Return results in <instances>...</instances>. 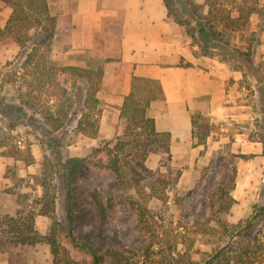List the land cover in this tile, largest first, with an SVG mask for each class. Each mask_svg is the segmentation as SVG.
I'll return each mask as SVG.
<instances>
[{"label":"rangeland","instance_id":"1","mask_svg":"<svg viewBox=\"0 0 264 264\" xmlns=\"http://www.w3.org/2000/svg\"><path fill=\"white\" fill-rule=\"evenodd\" d=\"M54 1L55 6H61L59 0ZM184 2L185 0H177L178 11L186 7ZM228 5L233 4L230 1ZM98 10L99 16L98 14L95 16L94 13L91 16L92 23L98 26H93V30L107 34L120 31L121 20H113L102 15L109 13L105 6L99 7ZM10 12L11 8L0 0V26L4 25ZM65 38L66 36H63L57 40L58 42L55 40L60 47H53L50 54V63L56 67L81 66L78 63H83V67L96 68L104 65L106 59L110 58L106 56L105 47L80 54L67 52L70 47H64L68 43ZM29 47L32 46L30 44L21 46L8 36L0 39V142L7 139L5 144L0 146V215L15 216L19 210L27 211L32 200L41 192L39 186L35 187L33 177L40 175L42 163L45 161L44 155L53 159V152L59 147L62 154L87 158L79 172L78 182L73 186L76 195L72 201L76 210L73 228L75 237L85 240L99 252H104L108 246L140 247L142 242L147 240V236L137 228V216L129 207L116 176L112 171L97 166L93 158L95 148L102 147L105 142L115 139L122 133L123 123L120 117L117 119L112 113L113 110L109 109V115L106 114L103 119L105 106L101 102L97 135L90 136L78 132V119L85 111L83 103L85 83L59 72L54 76L53 83L48 81L43 88L34 91V94L40 95L43 103L54 105L66 104V101H69L66 106L68 117L58 121L60 127L54 132H51L50 126L47 125V130L51 133L45 134V129L41 126L45 124L43 114L37 111V108L30 109L21 102V93L29 89L22 77L23 62L30 50ZM213 48L220 49L219 46L209 47L212 50ZM259 59L260 57L255 58L254 55L255 61ZM246 70L248 72L246 82L249 86L247 88L240 85L242 88H238L241 92H237V101L244 105L238 109V116H225L215 122L211 120L209 114L200 112L198 123L206 124L209 129V138L207 136L205 144H198L197 137L192 135L193 140L189 146L177 151L174 149V152H171V159L164 153L151 151L146 160V165L151 169V172L146 174L147 190L157 178L156 171H168L170 174V183L166 188L167 198L162 200L151 197L147 205L164 230H173V237L178 242L173 255L181 258L182 264L186 263L189 256L196 261H202L213 247H220L228 242L229 237L223 234L221 224L238 222L248 213L252 204L263 201V93L261 84L252 75L253 72ZM261 71H256L258 77L263 75ZM26 79L30 80L29 76H26ZM14 105L20 106L26 116L15 109ZM153 112L152 110L154 115ZM110 123L115 132L108 137L106 132L109 134ZM13 124L15 128L10 129ZM196 131L199 129L196 128ZM220 136L224 138L222 142L214 141ZM235 142L236 147L233 145ZM27 145L29 149L25 148ZM13 147L23 149L22 156L17 158L6 154L8 149ZM30 156L33 157L32 163L27 161ZM178 171L180 176L177 183H174L172 181L177 177ZM1 174L7 179H3ZM232 176L235 179L234 184L231 181ZM57 178L59 180L57 187L61 188V176ZM220 187L227 194L225 201L230 197L235 199L228 208L219 197ZM93 190H98L104 201L109 196L114 197L117 204L115 218H103L85 201ZM132 192L134 193L133 190ZM57 193V222L60 228H63L66 224L63 193L62 191ZM35 226L40 233L47 234L51 227V219L39 215L36 217ZM62 241L78 264L89 263V255L71 243H66L63 238ZM233 241L236 245L240 242L238 238H234ZM0 264H53V255L45 241L33 245L7 244L0 252ZM105 264H109L108 258Z\"/></svg>","mask_w":264,"mask_h":264},{"label":"trees","instance_id":"2","mask_svg":"<svg viewBox=\"0 0 264 264\" xmlns=\"http://www.w3.org/2000/svg\"><path fill=\"white\" fill-rule=\"evenodd\" d=\"M2 1L11 8V12L4 25L0 26V39L8 36L21 46L26 44L32 46L29 47L30 50L23 62L22 77L29 89L21 93V102L30 109L37 108V111L43 114L45 124L41 126L45 129V134L49 135L59 129V120L68 117L66 106L69 101H66V104L54 105L43 103L40 95L34 94V91L43 88L48 81L53 83L54 76L59 72L62 75H71L72 78L85 83L83 99L85 111L78 119L77 131L96 136L101 116V100L97 92L102 82L104 65L96 68L77 65L56 67L50 63L55 40L63 36L68 37L71 32L70 16L52 15L48 0ZM230 1L233 4L231 6L228 5ZM242 1L204 0L203 3H199L185 0L186 7L178 11L177 0H163L167 8V16L185 28L193 44H197L205 54H217L221 59L229 61L233 69L243 72L241 86L247 88L249 86L246 82L248 75L246 69L253 72L252 75L261 84L264 106V54L258 61L254 60L260 35L259 30L252 29L250 21L252 12H259V8L255 0L251 3L247 0ZM234 11L236 14H233ZM210 46H219L220 49L212 50L209 49ZM258 70H262L263 75L258 77L256 73ZM26 76H29L30 80L26 79ZM56 97L59 100V95ZM163 97L164 90L159 80L133 76L131 89L119 107V117L123 123L122 133L93 151L95 164L112 171L116 176L129 207L137 216V228L147 236V240L143 241L140 247L108 246L104 252H99L85 240L75 237L73 228L76 210L72 201L76 195L73 186L78 182L79 172L87 158L62 154L57 147L53 152V159L44 155L45 161L42 163L40 175L33 177L35 187L39 186L41 192L32 200L27 211L19 210L15 216L0 215V252L7 244L33 245L45 241L50 246L53 264H78L62 241L63 238L66 243H71L75 248L89 255L88 264H105L107 258L109 264H182L181 258L173 255L178 247V242L173 237V230H164L147 205L151 197L165 200L166 188L170 183L168 171H156L157 178L150 185V189L147 190L145 186L146 174L151 172L146 165L150 152L164 153L168 159H171V132L157 129L151 108L153 100ZM14 106L25 115L20 106ZM198 117H201L200 112L192 114V135L197 137L198 144H205L209 129L206 124L198 123ZM47 125L50 126L51 132L47 130ZM14 128L15 125H11L10 129ZM196 128L199 131H196ZM202 129L204 130L201 133ZM6 140L1 141L0 146L4 145ZM262 142L264 144V138ZM25 148L29 149V145ZM22 152L23 149L20 147H13L8 149L6 154L19 158ZM27 161L32 163L33 157H28ZM57 176H61V188L57 187L59 181ZM179 176L178 171L177 177L172 182L177 183ZM231 181L234 184V176L231 177ZM57 191H62L64 199L66 224L63 228H60L57 222ZM219 191L220 199L228 208L235 199L230 197L225 201L227 198L225 190L220 187ZM262 199V203L252 204L248 213L238 222L221 224L223 234L229 237L228 242L220 247H213L202 261H196L189 256L185 264H264V195ZM85 201L91 204L103 218H115L117 204L113 196H109L104 201L100 192L93 190ZM39 215L51 219V227L47 234H42L36 229V217ZM234 238L240 240L238 245L234 243Z\"/></svg>","mask_w":264,"mask_h":264},{"label":"crops","instance_id":"3","mask_svg":"<svg viewBox=\"0 0 264 264\" xmlns=\"http://www.w3.org/2000/svg\"><path fill=\"white\" fill-rule=\"evenodd\" d=\"M255 1L259 12H252L250 21L252 29L259 30L260 43L255 52V58H259L264 54V0ZM59 2L61 6L57 7L54 0H48V5L52 15L70 16L72 28L64 46L70 47L67 52L80 54L105 47L106 56L112 58L104 64L97 92L105 106L103 119L109 115V109L119 119V107L131 89L133 76L161 82L164 97L153 100L151 108L157 129L171 132V152L192 142L193 113H207L215 122L225 116L239 115L238 109L244 106L237 101L243 72L233 69L229 61L217 54H205L193 44L185 28L167 16L163 0ZM101 6L109 9V13H102L106 18L121 20L120 31L107 34L93 30L97 25L92 23L91 16L93 13L99 16ZM56 41L52 47H60ZM78 65L83 66V63ZM110 125L109 134L106 132L108 137L115 132L112 123ZM223 139L220 136L214 141L222 142ZM233 145L236 147L237 143ZM1 177L7 179L2 174Z\"/></svg>","mask_w":264,"mask_h":264}]
</instances>
